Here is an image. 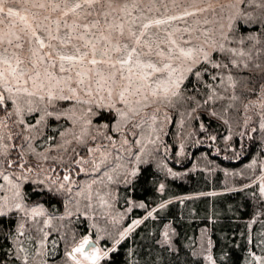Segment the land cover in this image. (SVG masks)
<instances>
[{"label":"trees","instance_id":"obj_1","mask_svg":"<svg viewBox=\"0 0 264 264\" xmlns=\"http://www.w3.org/2000/svg\"><path fill=\"white\" fill-rule=\"evenodd\" d=\"M154 1L117 0L113 6L125 10L118 13L125 19L137 18L138 27L141 23L162 16L158 14H167V4L164 2L175 0ZM156 4L158 8H153ZM239 7H246L250 12L253 5L239 3ZM152 9L159 10L157 14H151L154 12ZM83 11L78 10L81 20ZM258 15L259 13H252L254 19ZM236 31L237 42L226 43L225 47L236 48L242 53L250 52L253 61L264 62V52L260 51L264 49V23L259 24V30L253 22L247 25L246 31ZM249 35L254 38L251 42H239L240 38ZM211 58L212 63L203 65L200 70L196 68L180 85L177 104L172 107L174 122L166 133V144L172 145V152L169 155L160 152L169 160L172 169L179 168L183 173L171 174L163 164L164 157L160 160H147L144 156L130 179L117 183L115 206L127 212L124 225L156 209L99 264H208L200 253L201 238L204 236L210 241L214 264H257L258 258H264V197L258 184L241 189L238 187L250 182L254 175L248 173L245 178H237V189L222 191L229 188L228 179L232 170L244 167L251 160L264 158V131L259 130L257 124L247 125L242 120L244 104L254 96L241 97L239 101L229 98L230 93L239 94L238 90L231 92V82L227 79L230 74L236 78L237 69L231 65L228 69L213 66L228 64L223 53H213ZM234 58L242 62L247 60L248 63L247 56ZM249 67L251 68V64ZM247 71L244 70L242 74L246 75ZM213 76L217 78L214 80ZM209 97L212 98L213 105H210ZM181 117L184 125L178 123ZM99 118V121L110 123L114 120L106 111ZM185 122L192 127L190 139L188 138L191 144L187 152H193L194 160L198 162L202 157H207L213 164L206 158L204 164L190 168L189 156L177 162L181 148L177 136L185 128ZM45 123L41 137L35 140L38 148L54 145L68 126V121L61 117H49ZM251 125L254 127L250 128ZM180 127L183 128L178 133ZM226 135H230V146L231 143L235 145L237 151L241 148L243 155L227 159L223 155L213 154L215 145L221 151L228 147H224L226 142L223 137ZM200 137L201 142H196ZM184 164L187 166L182 168ZM258 169L259 172L260 168ZM212 191L222 192L209 194ZM24 197L29 202L41 203L56 218L65 211L62 197L48 190L37 189L31 183L25 185ZM68 222L73 228L72 234L83 237L92 233L89 219L81 213L72 214ZM18 225L15 214L0 213V264H29L40 249L35 236L28 231L22 234ZM69 242L70 239L64 238L63 234L50 232L43 246L44 260L51 264L64 261Z\"/></svg>","mask_w":264,"mask_h":264},{"label":"rangeland","instance_id":"obj_2","mask_svg":"<svg viewBox=\"0 0 264 264\" xmlns=\"http://www.w3.org/2000/svg\"><path fill=\"white\" fill-rule=\"evenodd\" d=\"M156 1L159 0L154 2ZM52 2L60 3L62 8L65 7L63 0H52ZM40 3H44L46 7L39 8L37 5ZM164 3L167 4L165 8V11H168L167 14H158L162 16L155 19H164L169 15H181L184 9L193 11L195 8L211 7L219 11L223 6L224 22L227 23V17L240 10L238 0H197L196 3H192V0H185V2L172 1ZM157 4L153 8H158L156 7ZM70 6L71 3L68 4V7ZM3 7L5 13L10 8L17 14L10 18L3 17L4 22L0 23V32L3 33L16 32L21 34L19 29L24 26L20 20L21 16L26 17L33 26L38 22L51 24L52 21L61 17L59 10L52 11L50 0H4ZM152 10L154 12L151 14H157L159 9ZM260 11L258 7H252L250 10L254 14L260 13ZM70 15L67 17L69 23L75 19L74 16L70 17ZM45 17L48 19L46 20ZM218 19L216 13L210 10L198 13L194 17H188L183 21H173L171 25H163L160 31L162 33L165 28L171 30L172 28L185 26H193L199 28L200 31H208L216 26L215 22ZM205 20L208 21L207 24L204 23ZM51 27L55 30L54 24H51ZM38 31L43 35L42 30ZM150 31L155 32L157 29H151ZM65 32L66 29L62 27L60 32L56 34L63 37ZM58 51L70 53L71 50L58 45ZM24 54L27 55V52ZM212 61L213 58H210L209 62L201 61L194 65L191 62L185 64L183 68L190 67L191 71H183L179 87L191 72H195L196 68L200 70L203 65L212 63ZM246 62L247 60H244V63ZM180 76L181 72L178 71L173 79ZM179 87L172 88V91L177 92L176 96H172L170 93L167 96L161 94L155 103L142 108L135 115L129 114V117L125 119L119 118L115 110L108 107L112 103V99L107 98L104 93L99 95L93 93L92 96H89L79 90H77V94L81 97V101L94 102L78 103L74 100H56L49 105L45 101L44 104H33L31 112L25 106L20 114H14L10 117L0 111V137H2L0 139V152H2L0 154V161H2L0 162V185H3L0 188V213L15 214L19 221V231L22 234L27 231L31 232L40 244V249L29 264H51L44 260L43 246L52 231L63 234L64 238L70 239L65 260L61 263L52 264H99L133 229L149 216V213L154 212L156 208L144 217L132 219L124 225L127 212L121 211L115 206V186L119 182L130 179L137 164L144 159V156L147 160H160L165 154L168 153L169 155L172 152V145L170 143L166 144V133L174 122L175 115L172 107L177 104L176 97L178 96ZM235 91L236 89H231L232 93ZM67 94L70 95V93ZM252 101H256L255 96L252 97ZM212 103L214 104L213 100H211L210 105H213ZM116 106L120 107L118 104ZM169 108H172V110L170 111ZM214 108L218 109L215 105ZM11 110L12 106L9 107V111ZM104 111L116 118L111 123L99 121V116ZM242 113V120L246 121L247 125L257 124L259 130L264 131V128L260 127L261 124H264V109L258 105L247 109L244 107ZM49 117L65 118L68 121V126L54 145L38 148L35 145V140L41 137L40 135H42L46 125L45 121ZM183 120L182 117L179 118L178 123L184 125ZM185 124V128L189 130L184 128L179 133V130L183 127L178 129L177 139L180 140L181 148L179 149L177 162L179 163L183 161L185 156V159L189 156L191 158L190 168H197L200 163L204 164L207 160L213 164L207 157V160L202 157L201 161L198 162L194 160L193 152H190V154L187 152L191 144L188 138L192 127L187 125V122ZM252 127L254 125L250 126V128ZM243 129L246 128L243 126ZM252 130H255V128ZM212 134L216 137L215 133ZM229 137L230 135L223 137L226 142L224 147L226 145L228 147L221 151L215 145L213 154L223 155L227 159H235L243 155L241 148L237 151L235 145L231 143L230 146ZM201 139V137L198 140L196 139V142L200 143ZM4 145H7V149L4 148ZM89 149H93V151H89ZM227 153L230 155H226ZM18 159L20 163L25 165L23 169H20L19 165L15 163ZM164 159L165 163L163 164L167 166L166 168L171 174L183 173L179 168L178 170L177 168L172 169L166 156ZM77 160L82 161V163L77 164ZM9 161H13V163L10 164ZM182 166V168H185L187 165ZM258 168H260L259 172L257 171ZM248 173L251 176L254 175V178L245 185L238 186L239 189L253 184H258L259 189L264 187V158L258 161L251 160L244 167L232 170L229 173V188L222 191L237 189V178H245ZM5 176L8 179H4ZM65 176H68L67 180L64 179ZM27 183L33 184L37 189L48 190L62 197L65 202L63 214L56 218L49 214L41 203L27 201L24 197V187ZM14 185H17L18 188L13 187ZM17 191H19L20 196L15 195ZM222 191H212L209 194ZM261 194L264 197V193L261 192ZM16 203L22 205V210L14 207ZM74 213H81L89 219L93 234L89 233L80 237L71 233L73 228L68 219ZM135 221H140V223L135 224ZM86 238L88 241L93 240L96 242V246L92 247L90 252L85 251L86 245L83 252H74L73 250L80 247ZM201 239L200 253L205 257L208 264H214L209 239L205 236ZM106 241L108 242L105 245L104 242ZM105 253L107 254L105 255ZM93 254L98 255L100 258L95 261L86 258V256L91 257ZM209 257H211V260ZM257 262V264H264V258H258Z\"/></svg>","mask_w":264,"mask_h":264},{"label":"snow or ice","instance_id":"obj_3","mask_svg":"<svg viewBox=\"0 0 264 264\" xmlns=\"http://www.w3.org/2000/svg\"><path fill=\"white\" fill-rule=\"evenodd\" d=\"M69 2L63 0L65 7L62 8L60 3L50 0L52 11L59 10L61 13L60 19L51 22L55 30L51 24L38 22L33 26L26 17L21 16L24 24L19 29L21 34L0 32V111L7 116L20 114L25 106L31 112L33 104H44L45 101L49 105L56 100L94 102L81 101L77 94L79 90L89 96L104 93L112 99L108 107L114 109L119 118L125 119L129 114L135 115L142 108L155 103L161 94L176 96L177 92L172 88L179 87L183 71H191L190 67L183 66L189 62L193 65L201 61L209 62L214 52L225 54L228 60V64H214V67L228 69L231 65L237 69L236 78L230 74L227 79L231 82L230 87L238 90L239 94L230 93L229 98L239 101L241 97L255 96L256 101L249 100L244 107L247 109L258 105L264 109V62L253 61L250 52L242 53L236 48L225 47L226 43L237 42V29L246 31L247 25L254 22L259 30V24L264 23V0H238L245 6L251 3L261 10L255 19L245 7L228 16L225 23L224 8L221 6L219 11L211 7L195 8L193 11L184 9L181 15L151 19L138 27L137 18L125 19L118 14L125 10L113 6L117 0H71L68 7ZM196 2L192 0V3ZM3 4L4 0H0V23L4 22V16L10 18L17 15L10 8L5 13ZM37 6L46 7L44 3ZM80 9L84 10L83 20L78 12ZM210 10L219 17L211 30L200 31L197 27L185 26L160 31L163 25H171L173 21H183ZM70 14L76 17L71 23L67 19ZM62 27L66 29L63 37L56 34ZM151 29L157 31L152 32ZM38 30H42L43 35ZM253 39L251 35L244 36L239 42H251ZM58 45L69 48L70 53H61ZM260 51L264 52V49ZM235 56H247L248 63L236 60ZM244 70H248L246 75L242 74ZM178 71L181 76L173 79ZM216 78L212 77L214 80ZM260 127L264 128V124ZM4 148L7 149V145ZM15 163L20 169L25 167L19 159ZM76 163L82 161L77 160ZM64 179L67 180L68 176ZM13 187L18 188L17 185ZM260 191L264 193V187ZM15 195L20 196L19 191ZM14 207L22 210L20 203ZM134 223L139 224L140 221ZM88 244L86 238L73 251L83 252ZM86 258L95 261L100 257L93 254Z\"/></svg>","mask_w":264,"mask_h":264},{"label":"water","instance_id":"obj_4","mask_svg":"<svg viewBox=\"0 0 264 264\" xmlns=\"http://www.w3.org/2000/svg\"><path fill=\"white\" fill-rule=\"evenodd\" d=\"M96 246V242H94L93 240H89V244L86 245L85 247V251L86 252H90L92 247Z\"/></svg>","mask_w":264,"mask_h":264}]
</instances>
